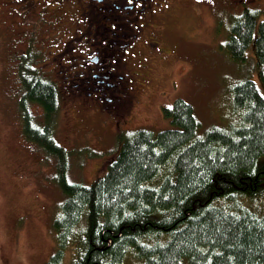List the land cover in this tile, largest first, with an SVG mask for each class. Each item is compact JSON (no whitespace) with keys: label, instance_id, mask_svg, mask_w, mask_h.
Here are the masks:
<instances>
[{"label":"trees","instance_id":"trees-1","mask_svg":"<svg viewBox=\"0 0 264 264\" xmlns=\"http://www.w3.org/2000/svg\"><path fill=\"white\" fill-rule=\"evenodd\" d=\"M229 22L223 50L254 63L230 86L227 122L198 132L193 105L177 97L161 107L166 128L118 133L116 155L88 183L69 180L74 150L54 136L59 85L23 57L20 129L55 159L62 197L45 264H264V204L252 201L264 197V8Z\"/></svg>","mask_w":264,"mask_h":264},{"label":"rangeland","instance_id":"rangeland-1","mask_svg":"<svg viewBox=\"0 0 264 264\" xmlns=\"http://www.w3.org/2000/svg\"><path fill=\"white\" fill-rule=\"evenodd\" d=\"M221 4V0H178L172 6L160 37L167 47L177 45L176 54L154 63L152 80L144 84L140 105L127 123L119 117V126L109 113H99L83 103L80 94L71 93L75 87L68 85L79 82L70 79L71 68L44 67L42 73L60 78L56 80L60 107L54 117V136L61 145L74 150L69 160V180L88 183L102 174L118 151L117 135L121 130L128 133L136 128H166L170 122L162 115L161 107L171 105L177 97L193 105L198 132L227 122L230 86L244 76H252L254 62L249 51L244 63L238 64L223 50L232 16L228 9L234 10L232 6L221 8ZM260 5L264 6V0H259L257 7ZM2 11L7 14L4 0H0V16L2 13L9 20L11 17ZM99 78L103 81L96 86L108 96L112 80ZM20 90L11 51L4 46L0 32V264H45L55 249L52 219L62 197L52 178L55 159L21 132L17 109ZM30 109L37 115L41 113L35 103ZM255 198L253 203L264 204L262 194ZM69 258L67 252L65 263Z\"/></svg>","mask_w":264,"mask_h":264},{"label":"flooded vegetation","instance_id":"flooded-vegetation-1","mask_svg":"<svg viewBox=\"0 0 264 264\" xmlns=\"http://www.w3.org/2000/svg\"><path fill=\"white\" fill-rule=\"evenodd\" d=\"M177 1L4 0L9 16L2 12L12 21L1 13L0 32L16 70L23 57L31 58V65L41 71L48 64L50 69L71 68L70 79H79L68 85L75 87L71 93L80 94L83 103L99 113H109L115 126H119L118 118L127 123L140 105L144 84L152 80L154 63L176 52L177 45L165 46L160 33ZM221 3V8L233 7L234 11L228 9L230 15L264 8L257 7L259 0ZM74 48L82 52H75ZM45 76L55 82L60 80L59 75ZM99 77L112 80L109 85L114 92L110 90L108 96H103L105 93L96 86L103 81Z\"/></svg>","mask_w":264,"mask_h":264}]
</instances>
